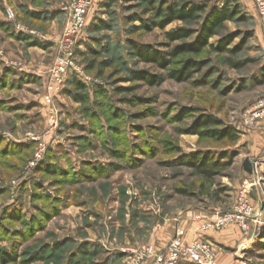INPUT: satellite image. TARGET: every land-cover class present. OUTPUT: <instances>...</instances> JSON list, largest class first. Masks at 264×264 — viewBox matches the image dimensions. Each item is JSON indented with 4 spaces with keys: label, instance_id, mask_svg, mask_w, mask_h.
<instances>
[{
    "label": "rangeland",
    "instance_id": "rangeland-1",
    "mask_svg": "<svg viewBox=\"0 0 264 264\" xmlns=\"http://www.w3.org/2000/svg\"><path fill=\"white\" fill-rule=\"evenodd\" d=\"M71 1L0 0V257L16 258L7 264H124L122 251L149 245L154 226L229 212L246 189L260 224L249 239L236 226L221 231L241 236L223 250L235 264H264V184L252 183L264 178V122L248 129L242 121L264 98V27L254 2L212 0L211 7L238 5L248 20L226 23L193 57L204 70L179 83L169 72L180 59L163 69L136 56L133 44L166 56L194 43L202 22L162 29L143 1L96 0L76 47L82 74L69 76L49 104V72L46 81L35 72L54 64ZM180 29L196 33L171 42L167 35ZM232 35L227 49L213 50ZM74 77L86 103L75 100ZM205 116L237 130V140L207 134L217 128L195 133ZM192 154L220 164L213 179L188 165ZM45 162L58 171L39 170Z\"/></svg>",
    "mask_w": 264,
    "mask_h": 264
},
{
    "label": "built area",
    "instance_id": "built-area-1",
    "mask_svg": "<svg viewBox=\"0 0 264 264\" xmlns=\"http://www.w3.org/2000/svg\"><path fill=\"white\" fill-rule=\"evenodd\" d=\"M256 6L257 15L264 27V0H252ZM94 0H72L64 7L65 24L57 41L56 58L49 70L47 93L45 100L52 103L56 94L60 93L69 76L81 75V69L76 64V47L79 38L89 24L90 12ZM10 13V12H9ZM12 17V13H10ZM18 30H22L18 27ZM248 129L258 128L264 122V98L258 100L248 109L242 119ZM253 184H264V178L258 177ZM257 184V185H258ZM199 221V233L209 231L221 232L231 226L238 227L245 238H250L254 229L260 224L261 215L251 202L248 191L242 189L236 197L235 204L229 212L215 209L205 216L193 217ZM124 264H219L218 255L213 245L204 238L186 242V230L177 227L172 239L162 249L151 245L130 247L122 251ZM242 264H247L245 261Z\"/></svg>",
    "mask_w": 264,
    "mask_h": 264
},
{
    "label": "trees",
    "instance_id": "trees-1",
    "mask_svg": "<svg viewBox=\"0 0 264 264\" xmlns=\"http://www.w3.org/2000/svg\"><path fill=\"white\" fill-rule=\"evenodd\" d=\"M138 1L146 3L149 6L148 13L153 14L154 19L159 21L154 22L153 25L155 27L164 29L167 25L178 20L182 22H202L200 32L198 33L194 43L185 42L182 45H178L166 54V56L153 48L147 46L140 47L133 44L136 56L140 57L144 62L156 63L163 69H168L170 66L174 65V61L176 59H180V61L175 64L178 67L170 70L169 72V78L179 83L191 81L196 74L201 73L204 70L206 63L193 57L203 54L205 49L209 47V41L219 35L226 23L236 20L244 22L248 20V16L243 12V10L238 5L231 4L230 2H226L221 8H218L217 6H210L212 0H174L173 2L168 0ZM195 33L196 32L194 30L180 29L174 33L168 34L167 36L171 42L186 41L193 37ZM233 36L234 35L230 37L223 36L221 47H212L213 50L222 51L223 49H227L225 48L226 45H229V42H233L235 39ZM19 39L26 41L27 37L20 35ZM34 45L44 48V46L39 43H35ZM232 66L240 69L242 67V63H233ZM145 79L147 78L145 77ZM70 83L78 91L75 94V100L86 103L88 101V96L86 95L85 86L76 77L72 78ZM99 93L101 95L104 94L101 89ZM222 126V122L218 119L211 116H205L200 120L198 126L195 128V133L203 135L205 131L203 132L200 128H217L216 130H208L207 134H212L219 140L229 139L236 141L238 138L237 130L226 127L221 129ZM187 161L191 168L207 180L213 179L216 175V171L220 167L218 162H212L209 157L203 154H192L188 157ZM39 170L42 172H51L53 170H57V167L55 165H49L45 162L40 165ZM182 193L186 194L184 191H182ZM0 258L2 264L16 262L15 257L1 255Z\"/></svg>",
    "mask_w": 264,
    "mask_h": 264
},
{
    "label": "crops",
    "instance_id": "crops-1",
    "mask_svg": "<svg viewBox=\"0 0 264 264\" xmlns=\"http://www.w3.org/2000/svg\"><path fill=\"white\" fill-rule=\"evenodd\" d=\"M96 0H94L93 2V8L91 10V12L94 9ZM255 10H256V6L254 4ZM257 13V10H256ZM258 16V15H257ZM91 18V13L90 16ZM89 18V21H90ZM58 40L56 39V42ZM264 47V46H263ZM54 49V48H53ZM50 70V66H44V67H40L39 70L37 72H35L39 78H42L43 81H46V75L48 74ZM190 216H186L185 218L182 220L181 222V227L183 229L186 230V242H192L195 239L198 238H204L207 239L212 245L213 247H215V249L217 250V255H218V260H219V264H235L234 261L230 258V256H228V254L225 253V251L223 250V248L227 247L230 248L234 245H236V243L240 240V233L239 231L232 229V230H228L226 232H205V233H199L198 232V227H199V223L196 222L193 219V214H189ZM187 217V218H186ZM169 223V222H168ZM178 224H166L163 225V227L159 226H154V229L152 231V233L150 234V236L148 237V239L146 240V243L153 246L156 249H162L164 248L168 242L172 239L176 227ZM235 228V227H234ZM240 236V237H239ZM181 264H190L187 262H182Z\"/></svg>",
    "mask_w": 264,
    "mask_h": 264
}]
</instances>
